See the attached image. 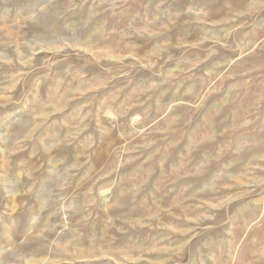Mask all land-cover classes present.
Returning <instances> with one entry per match:
<instances>
[{
    "label": "rangeland",
    "instance_id": "374dc122",
    "mask_svg": "<svg viewBox=\"0 0 264 264\" xmlns=\"http://www.w3.org/2000/svg\"><path fill=\"white\" fill-rule=\"evenodd\" d=\"M0 264H264V0H0Z\"/></svg>",
    "mask_w": 264,
    "mask_h": 264
}]
</instances>
